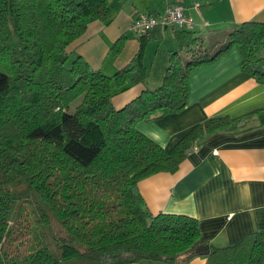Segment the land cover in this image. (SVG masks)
Instances as JSON below:
<instances>
[{"label": "trees", "instance_id": "trees-1", "mask_svg": "<svg viewBox=\"0 0 264 264\" xmlns=\"http://www.w3.org/2000/svg\"><path fill=\"white\" fill-rule=\"evenodd\" d=\"M109 1L0 0V264H186L199 255L198 221L151 215L137 185L174 173L200 139L235 131L240 119L209 118L170 150L136 124L182 111L192 70L230 49L264 82V24L240 23L214 53L192 32L175 33L182 52L171 53L161 85L116 110L113 95L144 80L139 55L108 77L68 52L90 23H110ZM205 257L264 264V233Z\"/></svg>", "mask_w": 264, "mask_h": 264}, {"label": "crops", "instance_id": "crops-1", "mask_svg": "<svg viewBox=\"0 0 264 264\" xmlns=\"http://www.w3.org/2000/svg\"><path fill=\"white\" fill-rule=\"evenodd\" d=\"M170 5L182 6L184 15L192 18L189 30L154 29L147 37L129 30L137 14L159 16ZM109 7L110 23H90L68 52L70 59L77 55L108 77L139 55L144 80L113 95L116 110L161 85L171 53L182 52L175 33L192 32L214 53L240 23L264 24V0H110ZM117 46L120 49L114 53ZM187 86L182 111L139 122L136 129L165 150L212 117L240 119L237 129L200 139L174 173L154 174L137 187L151 215L196 219L199 245H208L209 250L233 246L246 235L264 233V113L253 114L264 110V82L243 73L240 53L230 49L216 61L192 70ZM186 264H206V257L198 255Z\"/></svg>", "mask_w": 264, "mask_h": 264}, {"label": "built area", "instance_id": "built-area-1", "mask_svg": "<svg viewBox=\"0 0 264 264\" xmlns=\"http://www.w3.org/2000/svg\"><path fill=\"white\" fill-rule=\"evenodd\" d=\"M180 5L167 6L164 13L159 16L142 13L133 18L129 30L137 35H144L156 27L174 28L179 30L190 29L193 26L191 17L184 15ZM196 150V147L193 151Z\"/></svg>", "mask_w": 264, "mask_h": 264}, {"label": "water", "instance_id": "water-1", "mask_svg": "<svg viewBox=\"0 0 264 264\" xmlns=\"http://www.w3.org/2000/svg\"><path fill=\"white\" fill-rule=\"evenodd\" d=\"M197 253L200 256H207L209 254V246L208 245H200V246H198Z\"/></svg>", "mask_w": 264, "mask_h": 264}, {"label": "rangeland", "instance_id": "rangeland-1", "mask_svg": "<svg viewBox=\"0 0 264 264\" xmlns=\"http://www.w3.org/2000/svg\"><path fill=\"white\" fill-rule=\"evenodd\" d=\"M6 71V64L0 63V72H4Z\"/></svg>", "mask_w": 264, "mask_h": 264}]
</instances>
